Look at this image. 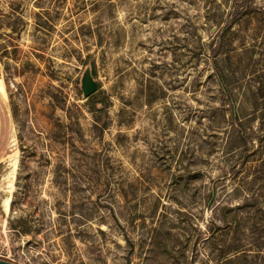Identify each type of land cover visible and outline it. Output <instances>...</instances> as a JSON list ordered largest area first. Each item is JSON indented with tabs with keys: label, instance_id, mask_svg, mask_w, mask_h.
<instances>
[{
	"label": "rangeland",
	"instance_id": "1",
	"mask_svg": "<svg viewBox=\"0 0 264 264\" xmlns=\"http://www.w3.org/2000/svg\"><path fill=\"white\" fill-rule=\"evenodd\" d=\"M0 82V257L264 264V0H0Z\"/></svg>",
	"mask_w": 264,
	"mask_h": 264
},
{
	"label": "water",
	"instance_id": "2",
	"mask_svg": "<svg viewBox=\"0 0 264 264\" xmlns=\"http://www.w3.org/2000/svg\"><path fill=\"white\" fill-rule=\"evenodd\" d=\"M98 83L95 82L89 72H87L83 79V94L86 98H89L91 95L95 94L98 90ZM0 264H18L11 260L0 258Z\"/></svg>",
	"mask_w": 264,
	"mask_h": 264
},
{
	"label": "trees",
	"instance_id": "3",
	"mask_svg": "<svg viewBox=\"0 0 264 264\" xmlns=\"http://www.w3.org/2000/svg\"><path fill=\"white\" fill-rule=\"evenodd\" d=\"M93 97H94V94L91 95L89 98H93ZM9 225H10V229H12V231L19 236L31 235L33 232V229L31 226H29V223L23 219L10 220ZM0 258H4V257H0Z\"/></svg>",
	"mask_w": 264,
	"mask_h": 264
},
{
	"label": "bare ground",
	"instance_id": "4",
	"mask_svg": "<svg viewBox=\"0 0 264 264\" xmlns=\"http://www.w3.org/2000/svg\"><path fill=\"white\" fill-rule=\"evenodd\" d=\"M0 86H1V82H0Z\"/></svg>",
	"mask_w": 264,
	"mask_h": 264
}]
</instances>
